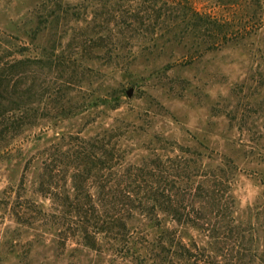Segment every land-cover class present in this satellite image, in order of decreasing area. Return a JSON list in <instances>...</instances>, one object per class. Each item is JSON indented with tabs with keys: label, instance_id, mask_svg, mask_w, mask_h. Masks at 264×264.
<instances>
[{
	"label": "rangeland",
	"instance_id": "rangeland-1",
	"mask_svg": "<svg viewBox=\"0 0 264 264\" xmlns=\"http://www.w3.org/2000/svg\"><path fill=\"white\" fill-rule=\"evenodd\" d=\"M260 134L264 0H0V264H129L82 242L75 187L178 154L235 163L264 254Z\"/></svg>",
	"mask_w": 264,
	"mask_h": 264
},
{
	"label": "trees",
	"instance_id": "trees-1",
	"mask_svg": "<svg viewBox=\"0 0 264 264\" xmlns=\"http://www.w3.org/2000/svg\"><path fill=\"white\" fill-rule=\"evenodd\" d=\"M262 139L250 145L259 154ZM222 160L217 169L200 172L195 158L178 154L120 172L124 185L100 186L94 194L75 187L82 198L74 206L82 242L102 250L107 238L129 264H264L235 214L229 192L235 163Z\"/></svg>",
	"mask_w": 264,
	"mask_h": 264
}]
</instances>
